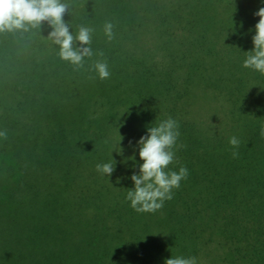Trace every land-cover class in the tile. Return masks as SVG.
Masks as SVG:
<instances>
[{
    "label": "trees",
    "instance_id": "trees-1",
    "mask_svg": "<svg viewBox=\"0 0 264 264\" xmlns=\"http://www.w3.org/2000/svg\"><path fill=\"white\" fill-rule=\"evenodd\" d=\"M69 2L64 19L91 27L103 53L83 68L59 59L46 26L0 33V264H264V75L242 67L264 3ZM97 60L109 78L90 70ZM168 117L180 126L169 169L188 176L161 209L137 213L130 162L113 152L109 179L96 165L119 134L130 155Z\"/></svg>",
    "mask_w": 264,
    "mask_h": 264
},
{
    "label": "clouds",
    "instance_id": "clouds-1",
    "mask_svg": "<svg viewBox=\"0 0 264 264\" xmlns=\"http://www.w3.org/2000/svg\"><path fill=\"white\" fill-rule=\"evenodd\" d=\"M261 2L264 3V0ZM71 11L69 0H0V33H27L39 30L40 34L42 27L46 26L50 29L47 36L40 35L56 48L60 60L67 62L74 69H80L84 67L86 59H91L94 55L103 56V53H94L91 47L94 31L91 27L80 26L74 31L69 20L64 19L65 14L71 16ZM254 15L258 16L259 20L254 30L249 29V32L254 31L251 35L253 47L249 51H243L246 56L242 67L264 75V7L259 8ZM113 29L111 21L104 23L103 33L109 42L114 38ZM90 70L94 71L100 80L110 76L109 66L103 60L93 63ZM120 126L118 124V128ZM179 127V122L172 117L159 121L155 118L146 126L145 134L135 143L129 141L132 152L127 156L122 144L123 137L119 134L120 139L111 145V159L96 165V170L109 179L117 164L113 152L121 157L119 163L128 165L130 162L131 172L126 178L132 182V186L126 188L125 199L137 213H154L161 209L165 201L172 199L173 190L178 189L181 181L187 179L186 167L181 166L177 171L169 169V165L176 159ZM260 135L264 136V128L261 129ZM4 136L5 133L0 131V137ZM228 142L233 147L239 143L234 136L230 137ZM165 264H198V261L195 256H170L165 260Z\"/></svg>",
    "mask_w": 264,
    "mask_h": 264
}]
</instances>
